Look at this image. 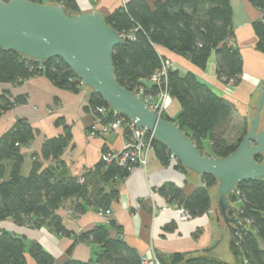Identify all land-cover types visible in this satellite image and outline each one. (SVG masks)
Masks as SVG:
<instances>
[{"label": "trees", "instance_id": "1", "mask_svg": "<svg viewBox=\"0 0 264 264\" xmlns=\"http://www.w3.org/2000/svg\"><path fill=\"white\" fill-rule=\"evenodd\" d=\"M28 1L43 3L41 0ZM248 1L264 10V0ZM51 2V5L63 6L72 16L80 15L76 0ZM233 17L230 0H130L106 16L107 26L122 35L125 41L113 53L118 83L133 93L144 90L146 94L157 96L161 91H166L170 98L180 104L181 111L176 118H163L175 123L204 155L221 159L229 157L238 149L249 133L251 120L239 119L240 124L235 126V107L215 94L208 84L192 72L182 74L178 69H170L160 87L153 85L151 78L162 72L168 61L157 50L162 47L188 60L202 72L206 71L211 58L215 56L218 79L225 85H239L244 63L233 43ZM253 27L258 40L256 49L264 54V19L254 23ZM36 77H46L55 87L67 91L78 92L82 87L75 73L59 58L40 65L18 53L0 48V84L21 85ZM26 103L25 96L14 98L9 92L3 93L0 95V118ZM99 107L109 106L99 94L93 93L87 110L97 117L96 109ZM37 134L31 124L20 120L0 140V223L12 220L18 226L34 229L47 227L55 234L68 236L63 219L58 214L65 202L82 198L87 205L106 211L118 194L116 191L107 194L103 189H97L95 181L108 183L116 178H126L130 172L116 164L107 165L100 161L81 178L59 179L55 169L43 168L35 160L31 173L26 177L22 174L24 156L21 148L28 146ZM206 141L211 142L209 150L204 146ZM71 142V131L65 127L62 135L44 142L41 157L52 159L60 165V159ZM153 150L164 165L169 164L170 153L166 147L154 140ZM255 160L264 163V155L256 156ZM11 161L13 166L6 180V163ZM179 168L185 170L181 164ZM202 178L203 186L189 197H185L174 185L164 186L160 192L170 204L185 209L190 217L202 216L208 213L213 204L210 191L218 186L216 179L209 176ZM92 185L94 188L91 193ZM229 200L233 206L242 202V206L237 209L242 228L237 235L234 234V246L239 244L247 264H264V252L259 243L264 241V180L239 184ZM78 211L82 212L84 208L79 206ZM79 240L101 246V252L95 260L58 263L37 242L31 243L29 255L37 264L141 262L140 255L122 239L112 238L105 226L94 228ZM26 251L25 239L0 230V264H28ZM160 260L162 264H228L210 255H175L171 260Z\"/></svg>", "mask_w": 264, "mask_h": 264}, {"label": "crops", "instance_id": "2", "mask_svg": "<svg viewBox=\"0 0 264 264\" xmlns=\"http://www.w3.org/2000/svg\"><path fill=\"white\" fill-rule=\"evenodd\" d=\"M44 4L61 0H41ZM80 14L101 13L108 16L130 0H76ZM233 8L235 37L233 43L243 58V75L237 87L225 85L216 75V58L213 56L205 72L194 67L188 60L168 50L158 47L159 54L170 61L182 74L192 72L210 86L215 94L226 99L235 107V117L250 121V115L258 104L259 95L264 89V54L256 49L257 36L254 23L264 19V10L254 7L248 0H230ZM9 92L12 97H27V103L6 112L0 118V140L15 124L27 121L38 132L36 138L21 148L24 156L22 174L29 176L34 161L43 168L55 169L57 178H81L84 173L100 163L101 155L106 151H120L124 139L120 134L109 133L90 136L94 115L87 110L93 92L82 85L78 92L55 87L46 77H36L24 81L21 85L0 84V95ZM181 111L180 104L170 98L166 116L176 118ZM65 127L72 134V142L61 157V163L41 157L44 142L64 133ZM211 142L205 147L210 149ZM9 178L13 162H7ZM100 179V178H99ZM174 185L185 197L203 186V178L187 169L179 168V163L170 156L168 165H164L153 150L145 167L137 168L126 178H116L105 183L96 180L94 186L107 194L116 191L118 197L103 216L97 206H89L82 198L67 200L58 212L63 219L68 236L55 234L47 227L34 229L18 226L12 220L0 223V230H6L25 239L28 264H37L29 255L31 243L37 242L58 263L69 260L88 262L95 260L101 252V246L81 242L79 238L96 227L105 226L112 238L122 239L140 257L147 251L169 259L175 255L198 257L210 255L228 264H247L239 244L234 246L233 238L224 243L225 231H218L214 189L210 193L212 207L208 213L181 220L175 212V204H170L160 190ZM93 185L90 192H93ZM174 205V206H173ZM84 208L79 212L78 207ZM242 206L239 201L236 209ZM106 210V211H107ZM264 252V241H259ZM236 252V254H235ZM180 264H185L184 262Z\"/></svg>", "mask_w": 264, "mask_h": 264}, {"label": "water", "instance_id": "3", "mask_svg": "<svg viewBox=\"0 0 264 264\" xmlns=\"http://www.w3.org/2000/svg\"><path fill=\"white\" fill-rule=\"evenodd\" d=\"M124 43L101 13L72 16L61 5L0 0V48L40 65L61 59L84 87L99 94L136 128L147 129L185 169L218 181L215 214L219 233L225 231L224 243L242 228L230 196L241 183L264 180V163L255 160L264 155V89L250 115L249 133L238 149L224 159L204 155L175 123L155 114L146 100L118 83L113 53Z\"/></svg>", "mask_w": 264, "mask_h": 264}, {"label": "built area", "instance_id": "4", "mask_svg": "<svg viewBox=\"0 0 264 264\" xmlns=\"http://www.w3.org/2000/svg\"><path fill=\"white\" fill-rule=\"evenodd\" d=\"M130 38L134 39L133 37ZM170 69H175V67L172 63L170 64V61H167L162 72L155 74L151 78V83L160 87L163 78H166ZM135 94L146 100L147 106L155 114L160 117L166 116L168 108L166 103L170 100V96L166 91H161L157 96L146 94L144 90H140ZM96 112L97 117L95 116V121L91 128L92 136L115 131L120 133L124 139L122 150L106 151V153L101 155L100 161L107 165L116 164L121 168L127 169L130 173L137 168L145 167L148 163L149 154L153 151V142L155 140L153 135L145 128H136L134 123L116 113L110 107H99ZM175 212L181 220L190 218L189 213L183 208L177 207ZM102 214L109 215L110 211L107 210ZM140 264H161V262L157 254L153 251H147L141 257Z\"/></svg>", "mask_w": 264, "mask_h": 264}, {"label": "rangeland", "instance_id": "5", "mask_svg": "<svg viewBox=\"0 0 264 264\" xmlns=\"http://www.w3.org/2000/svg\"><path fill=\"white\" fill-rule=\"evenodd\" d=\"M170 64H171V62H170ZM231 86H233V87H237V86H234V85H232L231 84ZM169 104H170V100H169V102H167L166 103V105H167V107H169ZM168 109V108H167ZM264 110V109H263ZM94 121H95V116H94ZM94 121H93V123H94ZM233 123H234V125L236 126V125H239L240 124V122H239V118H235V120L233 121ZM109 133H115V134H120V133H117V132H115V131H109L108 133H102L103 135H105V134H109ZM90 136H92L91 135V131H90ZM102 134H99V135H102ZM121 135V134H120ZM98 135H95V136H92V137H97ZM122 136V135H121ZM234 137V135L232 136V138ZM206 149H208L209 150V147H207ZM103 153H106V152H103ZM102 153V154H103ZM174 206V205H173ZM177 207L178 208H182L181 206H177V205H175V207H174V209H177ZM103 215V214H102ZM178 215V214H177ZM103 216H105V215H103ZM157 257H158V259H159V261L161 262V258L163 259V257H161V256H159V255H157ZM161 264H162V262H161ZM178 264H180V263H178Z\"/></svg>", "mask_w": 264, "mask_h": 264}]
</instances>
